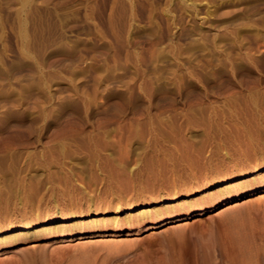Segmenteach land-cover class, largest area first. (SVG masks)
Wrapping results in <instances>:
<instances>
[{
	"label": "rangeland",
	"instance_id": "374dc122",
	"mask_svg": "<svg viewBox=\"0 0 264 264\" xmlns=\"http://www.w3.org/2000/svg\"><path fill=\"white\" fill-rule=\"evenodd\" d=\"M263 165L264 0H0V228L207 209L225 197L197 192ZM153 218L0 245V264H264V193Z\"/></svg>",
	"mask_w": 264,
	"mask_h": 264
},
{
	"label": "bare ground",
	"instance_id": "6f19581e",
	"mask_svg": "<svg viewBox=\"0 0 264 264\" xmlns=\"http://www.w3.org/2000/svg\"><path fill=\"white\" fill-rule=\"evenodd\" d=\"M212 191H217L224 200L216 202V204L208 207L207 209H196L192 212H185L192 207L189 202L191 195H176L171 198H163L152 203L143 205H134L126 209H117L111 213H103L101 219L90 220L91 224H86L82 220L90 216H76L68 214L66 216H52L44 220V222H28L19 225H8L0 228V245L6 246L20 241H26L35 237L46 236L47 238L52 235L58 240H65L73 238L76 232L91 230L96 225L103 228L106 225L113 227H121L122 225H129L137 221H145L154 217L152 224L149 225L151 229L172 223H178L187 219L198 218L203 214L212 213L218 209L229 210L241 204L250 203L256 200L261 194L264 193V165L254 170L245 171L238 176L223 180L221 182H214L207 185L201 192L196 194L204 198L205 194ZM212 201L215 197L210 196ZM187 199V200H186ZM196 199V198H195ZM246 199V200H245ZM204 200V199H203ZM184 201L168 217H163L167 210H161V207H166L177 202ZM241 201V202H240ZM182 212V214H179ZM94 215H97L96 213ZM138 215V216H134ZM116 228V229H119ZM98 233V232H95ZM131 233V231L129 232ZM86 234V233H85ZM7 235V236H6ZM235 259L240 264H245V254L240 253Z\"/></svg>",
	"mask_w": 264,
	"mask_h": 264
}]
</instances>
